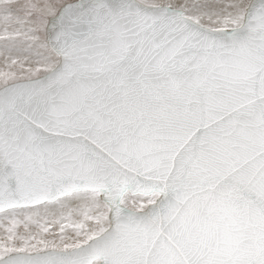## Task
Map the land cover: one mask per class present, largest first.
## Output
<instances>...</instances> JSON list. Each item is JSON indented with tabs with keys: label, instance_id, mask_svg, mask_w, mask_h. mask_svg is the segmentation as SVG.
<instances>
[{
	"label": "snow or ice",
	"instance_id": "6c2138e0",
	"mask_svg": "<svg viewBox=\"0 0 264 264\" xmlns=\"http://www.w3.org/2000/svg\"><path fill=\"white\" fill-rule=\"evenodd\" d=\"M0 264H264V0H0Z\"/></svg>",
	"mask_w": 264,
	"mask_h": 264
},
{
	"label": "rangeland",
	"instance_id": "374dc122",
	"mask_svg": "<svg viewBox=\"0 0 264 264\" xmlns=\"http://www.w3.org/2000/svg\"><path fill=\"white\" fill-rule=\"evenodd\" d=\"M0 67H2V63H0Z\"/></svg>",
	"mask_w": 264,
	"mask_h": 264
}]
</instances>
